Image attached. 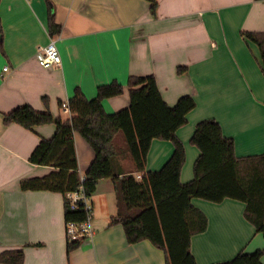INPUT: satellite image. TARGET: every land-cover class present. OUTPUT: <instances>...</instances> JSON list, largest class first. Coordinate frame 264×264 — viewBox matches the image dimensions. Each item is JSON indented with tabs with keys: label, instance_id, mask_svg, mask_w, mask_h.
I'll return each mask as SVG.
<instances>
[{
	"label": "crops",
	"instance_id": "obj_1",
	"mask_svg": "<svg viewBox=\"0 0 264 264\" xmlns=\"http://www.w3.org/2000/svg\"><path fill=\"white\" fill-rule=\"evenodd\" d=\"M150 8L149 0H1L0 254L22 248L24 264H166L164 251L151 241L129 244L122 225L109 226L117 213L111 178L100 180L91 198L93 236L68 254L64 196L21 188L24 179L54 171L31 163L30 156L42 138L56 132L53 123L33 130L5 125L3 115L24 104L71 119L62 106L77 88L94 99L100 85L117 81L124 93L103 101L108 113H116L130 106L129 78L153 75L168 105L185 95L197 103L177 131L186 150L183 184L194 178L200 150L191 138L200 121H218L223 134L235 141L238 157L264 154L261 54L241 35L264 32V0H158L155 14ZM49 9L61 26L54 35L49 32ZM51 39L61 54L58 67H45L36 56ZM74 139L84 175L95 153L78 131ZM173 153L171 141L154 139L147 171L161 170ZM123 166L125 172L133 170L129 159ZM192 203L208 219L206 231L191 239L198 264L264 250V236L245 217L244 202L193 198Z\"/></svg>",
	"mask_w": 264,
	"mask_h": 264
},
{
	"label": "trees",
	"instance_id": "obj_2",
	"mask_svg": "<svg viewBox=\"0 0 264 264\" xmlns=\"http://www.w3.org/2000/svg\"><path fill=\"white\" fill-rule=\"evenodd\" d=\"M149 1L155 14L158 0ZM48 16L50 34L59 33L61 26L55 22L51 9ZM241 35L259 47L264 74V32L244 31ZM3 40L0 18L1 49ZM128 88L130 106L116 113H108L103 101L124 93V86L117 81L100 85L94 99H88L77 88L68 102L71 119L55 118L50 111H38L29 104L5 113V125L16 123L29 130L45 124L56 125L54 136L42 138L30 156L31 163L52 166L54 171L43 177L24 179L22 190L61 193L65 198L66 222L82 223L87 217L83 205L72 209L67 194L82 186L92 198L99 181L111 178L117 194V213L111 217L109 226L122 225L129 244L151 241L164 251L166 264H198L191 251V239L206 231L208 219L193 205V198L215 203L227 198L244 202L245 217L264 236V154L238 157L235 141L223 134L218 121H200L191 138V143L200 150L194 164V178L183 184L181 171L186 150L177 131L188 123L189 113L197 106L195 99L185 95L176 105H168L153 75L131 76ZM44 101L48 105L47 97ZM76 131L95 153L84 175L79 169ZM154 139L171 141L174 153L161 170L147 171ZM127 159L133 167L130 172H125L123 166ZM138 175L141 177L137 178ZM82 242L68 240V254ZM263 254L264 250L241 252L230 261L214 264H263ZM24 258L22 248L6 249L0 254V264H24Z\"/></svg>",
	"mask_w": 264,
	"mask_h": 264
},
{
	"label": "built area",
	"instance_id": "obj_3",
	"mask_svg": "<svg viewBox=\"0 0 264 264\" xmlns=\"http://www.w3.org/2000/svg\"><path fill=\"white\" fill-rule=\"evenodd\" d=\"M36 56L39 62L45 67H58L62 63L61 54L55 39H51L47 45L40 47ZM7 69V67L4 68L5 71H7ZM62 108L66 112H71L68 103L64 104ZM140 177V175L137 176V178ZM83 180L84 178L82 177V181ZM66 200L72 209L78 208V205L80 204L83 205L87 215L86 220L82 223L74 221L67 223L66 232L68 240L74 241L91 238L94 234V229L92 226L94 206L91 197L85 193L83 187L81 186L78 191L68 193Z\"/></svg>",
	"mask_w": 264,
	"mask_h": 264
}]
</instances>
